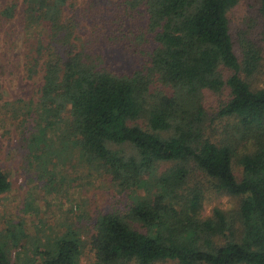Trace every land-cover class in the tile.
<instances>
[{
  "label": "trees",
  "instance_id": "16d2710c",
  "mask_svg": "<svg viewBox=\"0 0 264 264\" xmlns=\"http://www.w3.org/2000/svg\"><path fill=\"white\" fill-rule=\"evenodd\" d=\"M25 1L31 26L48 34L29 63L30 78L43 82L39 98L18 101L25 122L35 124L23 135L28 157L69 142L132 200L124 213L98 218L91 241L97 264H264V89L241 76L244 69L250 77L258 59L240 63L234 50L229 12L240 0H128L132 9L147 8L146 31L138 27L126 47L145 57L133 70L76 44L63 17L68 0ZM225 91L217 118L234 123L221 139L210 132L215 118L205 94ZM240 141L255 149L237 156ZM193 168L218 191L243 197L240 239L219 208L204 217L203 193L189 187ZM10 189L0 166V195ZM83 249L71 230L39 254L42 264H82ZM0 264H11L1 236Z\"/></svg>",
  "mask_w": 264,
  "mask_h": 264
},
{
  "label": "rangeland",
  "instance_id": "374dc122",
  "mask_svg": "<svg viewBox=\"0 0 264 264\" xmlns=\"http://www.w3.org/2000/svg\"><path fill=\"white\" fill-rule=\"evenodd\" d=\"M127 1L68 0L63 17L73 27L79 47L90 48L118 69L133 70L140 68L145 57L128 52L126 47L136 39L138 27L146 31L147 8L142 2L137 9H132ZM27 10L25 0H0V166L11 182L10 191L0 195L1 240L11 264H42L39 251L52 247L59 237L74 230L80 233L84 243L81 263L97 264L91 241L98 218L109 213H124L132 200L99 164L81 158L79 149L69 142L57 152H44L34 159L28 157L23 135L28 136L35 124L33 120L25 122L29 118L23 115L25 106L18 101L36 103L39 98L43 82L30 78L29 63L37 56L40 39H46L48 34L42 30V35L39 27L31 26ZM8 12L12 13L11 18ZM229 21L240 63H246L248 55L258 59L251 76L247 77L244 69L241 76L254 90L264 89V16L260 0H240L229 12ZM225 73L226 77L231 75ZM228 94V91L205 94V107L215 118L210 132L221 139L233 131L232 120L217 118L219 105ZM14 109L20 112L19 116L13 114ZM55 142L59 143V138ZM114 148L130 153L128 146ZM254 149V145L240 141L236 154L241 156ZM172 166V163L161 165L160 173ZM234 169L241 179L242 168L236 164ZM191 175L189 187L203 193L204 217H212L219 208L235 231V239H240L243 197L218 191L213 182L194 168ZM234 224L236 229H233ZM226 235L230 236V232ZM220 238L221 243L224 242V238Z\"/></svg>",
  "mask_w": 264,
  "mask_h": 264
}]
</instances>
